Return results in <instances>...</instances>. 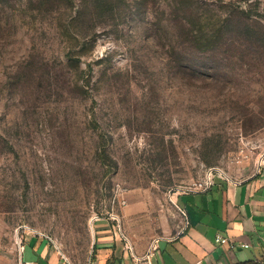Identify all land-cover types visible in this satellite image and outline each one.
<instances>
[{
    "label": "rangeland",
    "instance_id": "obj_1",
    "mask_svg": "<svg viewBox=\"0 0 264 264\" xmlns=\"http://www.w3.org/2000/svg\"><path fill=\"white\" fill-rule=\"evenodd\" d=\"M263 150L264 0H0V264L32 231L87 264L98 217L152 242Z\"/></svg>",
    "mask_w": 264,
    "mask_h": 264
},
{
    "label": "crops",
    "instance_id": "obj_2",
    "mask_svg": "<svg viewBox=\"0 0 264 264\" xmlns=\"http://www.w3.org/2000/svg\"><path fill=\"white\" fill-rule=\"evenodd\" d=\"M175 203L186 229L146 244L131 241L115 216L92 218L87 264H264V165L243 180L217 176L208 190L179 193ZM218 234L230 242L219 243ZM21 264L70 262L47 235L32 231Z\"/></svg>",
    "mask_w": 264,
    "mask_h": 264
},
{
    "label": "built area",
    "instance_id": "obj_3",
    "mask_svg": "<svg viewBox=\"0 0 264 264\" xmlns=\"http://www.w3.org/2000/svg\"><path fill=\"white\" fill-rule=\"evenodd\" d=\"M262 159V163H264V150L262 151V155L260 157ZM261 163H260V168H261ZM214 181H215V175L211 173V175H209L205 181H203L202 183H200L199 187L197 188H192L191 190H187V191H195V190H200V191H206L208 190L209 188L212 187V185L214 184ZM182 215L183 217L185 218V220H183V226L181 228V232L184 231L186 229V227L188 226L189 222L187 221L186 219V213L185 212H182ZM183 218V219H184ZM95 219V218H94ZM92 224H93V220H92ZM217 241L221 244H225V243H229V238L227 237H224L220 234L217 235ZM22 242V245H21V248L23 249V246H24V242L21 240ZM243 246H248V244H242Z\"/></svg>",
    "mask_w": 264,
    "mask_h": 264
}]
</instances>
